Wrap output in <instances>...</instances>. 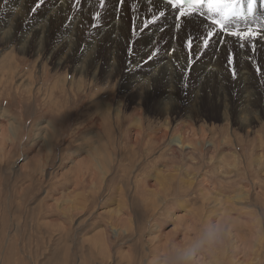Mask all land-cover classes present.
<instances>
[{
    "label": "rangeland",
    "instance_id": "obj_1",
    "mask_svg": "<svg viewBox=\"0 0 264 264\" xmlns=\"http://www.w3.org/2000/svg\"><path fill=\"white\" fill-rule=\"evenodd\" d=\"M52 1L29 0L24 24ZM82 4L73 0L69 13ZM18 5L0 0V22ZM108 21L91 12L74 55ZM150 22L128 17L121 44L105 37L94 52L86 46L82 80L75 59L56 63L66 21L38 44L22 47L24 26L0 39V264H170L221 221L222 233L188 253L190 264H264V49L246 40L197 52L193 39L175 49L170 35L148 43ZM162 59L178 73L131 96L127 77L143 78ZM206 66L213 75L203 80ZM186 127L191 147L180 154L171 136Z\"/></svg>",
    "mask_w": 264,
    "mask_h": 264
},
{
    "label": "bare ground",
    "instance_id": "obj_2",
    "mask_svg": "<svg viewBox=\"0 0 264 264\" xmlns=\"http://www.w3.org/2000/svg\"><path fill=\"white\" fill-rule=\"evenodd\" d=\"M18 1L19 5L14 11L13 18L10 20L2 19V21L0 22V39H16V37L14 36L15 29L24 26L22 28V31L20 32L21 38L24 36L23 39H25L22 43V47H24V45H27V39H32V42L35 41L38 44L39 39H49L51 37L54 28L51 27L56 22V20H64V22L66 21L67 33L63 36L59 35L58 37H56L57 39H62L61 47L63 51V55L58 56V60L56 59V63L59 65L61 62H69L70 59H75V64L71 70H75L76 74L78 75V77H80L81 80L82 78L88 77V53L94 52L97 45L101 46L103 38L109 37L112 39V42L117 43L118 41L119 44H121L122 40L126 39V35L130 33L128 32V17L135 16L136 21H141L143 17L150 18L151 22L147 26V28L143 30L144 34H142L143 39H146L148 43H154L155 39H161L165 36L170 35V37L167 39H175L172 44L175 49L178 47V44L181 41L185 42L190 41L191 39H193L192 49H195L197 52L201 49V46L205 42L209 46L216 45V48L220 50L222 48L223 42L225 41H234L235 43H237L235 45L237 46L236 48L249 47V44L244 43L246 42V40L253 43L254 45L252 46H260L264 49V0H256V6L254 7L253 12L247 13L246 17L242 19L232 18L227 21H224L222 19V12L231 0H214V4L212 6L204 7V9L202 10L183 7H169L168 0H83V4L80 6L81 11L76 13L74 16L69 13L72 8L73 0H53L49 10L40 15L45 16L40 18V21L38 22L30 23V27L24 24V18L26 16V10L28 8L29 0ZM244 1L248 2L250 0ZM98 10L101 13L103 12L104 16L108 18V24L101 27L98 33L91 35V40H88L86 44L83 43L79 48L81 51L78 50V53L74 55V49L77 48V39H82L80 38V36H78V33L80 32V30H78L79 24L87 20L91 12ZM182 13L183 15H181ZM193 13L199 16L202 20H206L207 23L201 25L200 22L197 21L195 29L192 25L186 24L184 17L192 16ZM216 14H219L218 20ZM218 22L224 23L222 29L218 26ZM2 25H5L7 27L3 28ZM217 33H220V35H217ZM250 33L251 35H249ZM196 37H199V39H197ZM241 43L243 44L239 45ZM32 44L35 46L34 43ZM39 46L34 49L35 54H38L40 52L38 51L40 49ZM86 46H90L88 53V48ZM173 47L171 48V50H173ZM171 50H165L166 53L164 52V54L166 56H169L172 52ZM53 51L54 44H52L49 48L50 53H53ZM110 53L111 51L109 52V54ZM177 54V56H179L178 50ZM139 62L140 61H135L131 63L132 69L134 68L133 66L138 65ZM66 65L67 64H65L64 66ZM97 69L93 71V76L97 75ZM177 69L178 66L175 63L173 65L170 59H162V61L155 63L152 69L146 67L145 70H141V74L146 75L143 78H137L133 75H130V78L127 77V83L125 87H127L129 93L132 92L131 96L135 95L133 92L135 91V89L139 92L141 90L140 88H143V85H145L144 88L147 91L151 90V83H158L160 77H162L163 75L164 79L168 81L170 76L178 73ZM211 70V66H206L204 67V69H202L203 73L205 72L204 74L202 73L203 75L201 74L203 80H205L206 77H210L213 75L211 73ZM243 71L239 72V77H241L240 79L243 80L238 81L241 86L244 85L245 79ZM128 73L134 74L129 70ZM70 77L71 76L69 75L68 78ZM201 77L200 79L201 81H203ZM108 79L109 77L107 76V74H104L100 83L109 84ZM170 89V87L163 88L164 92ZM169 93H167L164 97L167 100L166 104L171 103L172 100V97L170 95L171 93ZM248 99L249 95L247 93L243 94L240 98V102L244 100L246 105ZM121 100L122 99H120V102ZM130 100V102L134 105L137 100H139V96L132 97L130 98ZM169 107L170 105L162 107V112H165V114L167 115ZM245 123L247 122L245 121ZM180 129L181 128H179V130ZM138 132L139 130H137L135 133ZM187 134V127L183 128L178 133H174L171 136L170 148H172V150L176 148L177 151L180 152V154L186 153V150L191 147V143L189 141H186L187 139L185 138L187 137ZM161 135L163 136L165 134ZM228 176H231V174L229 173Z\"/></svg>",
    "mask_w": 264,
    "mask_h": 264
},
{
    "label": "clouds",
    "instance_id": "obj_3",
    "mask_svg": "<svg viewBox=\"0 0 264 264\" xmlns=\"http://www.w3.org/2000/svg\"><path fill=\"white\" fill-rule=\"evenodd\" d=\"M222 231L223 221H221L214 229H209L204 235L193 238L184 248L176 250L172 255L170 264H190L188 260V253L200 244L211 240L215 234L222 233Z\"/></svg>",
    "mask_w": 264,
    "mask_h": 264
},
{
    "label": "snow or ice",
    "instance_id": "obj_4",
    "mask_svg": "<svg viewBox=\"0 0 264 264\" xmlns=\"http://www.w3.org/2000/svg\"><path fill=\"white\" fill-rule=\"evenodd\" d=\"M199 2L200 0H168V6L173 7L175 5H188V4H192L193 6H195V4ZM236 14H238V9H234L232 12V15H236ZM181 15H183V13ZM184 19H185V23L192 25L194 29L196 27L197 21H199L201 25L207 23L206 20H202L195 13H193L192 16L184 17ZM217 35H220V33H217ZM249 35H251V33ZM196 38L199 39V37Z\"/></svg>",
    "mask_w": 264,
    "mask_h": 264
}]
</instances>
